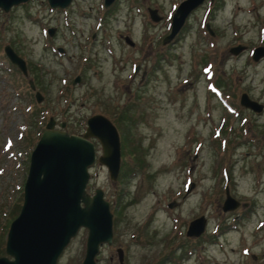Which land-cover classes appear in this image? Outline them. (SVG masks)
I'll return each mask as SVG.
<instances>
[{
	"label": "rangeland",
	"instance_id": "obj_1",
	"mask_svg": "<svg viewBox=\"0 0 264 264\" xmlns=\"http://www.w3.org/2000/svg\"><path fill=\"white\" fill-rule=\"evenodd\" d=\"M102 1L0 8V255L48 116L78 133L102 113L117 128L120 160L115 179L96 159L88 169L86 190L100 187L112 213L95 264H119L116 247L121 264H264V54L251 57L264 47V0H202L165 43L181 0ZM241 92L262 109L239 104ZM225 187L239 201L233 209H221ZM198 215L203 231L186 235ZM85 237L79 228L56 264H80Z\"/></svg>",
	"mask_w": 264,
	"mask_h": 264
},
{
	"label": "water",
	"instance_id": "obj_2",
	"mask_svg": "<svg viewBox=\"0 0 264 264\" xmlns=\"http://www.w3.org/2000/svg\"><path fill=\"white\" fill-rule=\"evenodd\" d=\"M26 0H0V8L6 11L13 4ZM50 7H64L70 0H46ZM113 0H103L106 7ZM202 0H181L170 16V29L161 39L168 41L182 26L188 12ZM211 1V0H210ZM150 19L157 20L155 8L147 7ZM205 27L209 34L212 30ZM53 27L47 32L51 34ZM128 43L132 41L125 36ZM243 46L232 45L228 50L237 53ZM8 60L23 75H27L24 59L9 44L3 45ZM264 54V47L257 45L251 50V57L257 59ZM78 75L72 83L78 81ZM27 84L34 90V99L39 102L43 95L35 89L31 78ZM238 102L253 111H260L262 103L241 92ZM65 121L55 124L48 116L35 144L28 155V164L22 185V197L16 215L10 220L4 239V254L0 264H56L57 258L69 239L81 227L86 229L84 253L80 264H95L100 246L111 242L112 213L109 203L103 197L100 187L92 192L86 190L89 166L96 159L105 166L108 177L115 179L119 169V134L113 122L102 113L86 117L83 131L68 132ZM94 138L100 152L95 155ZM239 201L224 188L222 210L233 209ZM205 219L198 215L187 223L185 234L198 236L204 229ZM119 264L122 262L121 247L115 248Z\"/></svg>",
	"mask_w": 264,
	"mask_h": 264
},
{
	"label": "flooded vegetation",
	"instance_id": "obj_3",
	"mask_svg": "<svg viewBox=\"0 0 264 264\" xmlns=\"http://www.w3.org/2000/svg\"><path fill=\"white\" fill-rule=\"evenodd\" d=\"M56 122H58V121H56ZM93 140L96 141L95 139H92V141H93ZM110 258H111V257H110Z\"/></svg>",
	"mask_w": 264,
	"mask_h": 264
},
{
	"label": "trees",
	"instance_id": "obj_4",
	"mask_svg": "<svg viewBox=\"0 0 264 264\" xmlns=\"http://www.w3.org/2000/svg\"><path fill=\"white\" fill-rule=\"evenodd\" d=\"M122 147H123V141H122Z\"/></svg>",
	"mask_w": 264,
	"mask_h": 264
}]
</instances>
